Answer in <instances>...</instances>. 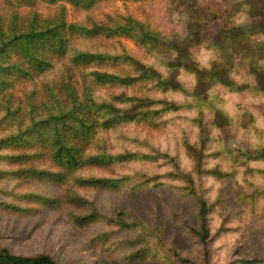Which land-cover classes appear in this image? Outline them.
<instances>
[{
	"label": "trees",
	"instance_id": "1",
	"mask_svg": "<svg viewBox=\"0 0 264 264\" xmlns=\"http://www.w3.org/2000/svg\"><path fill=\"white\" fill-rule=\"evenodd\" d=\"M103 1L41 0L54 7L47 16L14 9L0 16V225L21 224L26 214L23 229H31L30 217L66 212L76 228L93 229L82 244L99 249L105 263L119 251L151 264H264L257 221L264 216V114L244 109L253 59L231 47L250 37L264 49V0L234 18L231 9L245 0H180L169 13L190 33L172 29L167 38L150 14L96 22L89 14ZM69 8L83 19L70 21ZM215 22L227 28L223 36L192 32ZM183 40L195 42L185 58L177 48ZM181 66L202 72L220 99L210 105V121L180 108L209 105L191 76L169 72ZM252 78L264 94V68ZM224 101L237 111L227 113ZM207 179L216 184L207 187ZM225 189L246 204L245 217L229 220ZM97 192L115 193L126 206ZM149 226L160 232H141ZM256 231L262 235L254 247ZM0 264L60 263L0 245Z\"/></svg>",
	"mask_w": 264,
	"mask_h": 264
},
{
	"label": "rangeland",
	"instance_id": "2",
	"mask_svg": "<svg viewBox=\"0 0 264 264\" xmlns=\"http://www.w3.org/2000/svg\"><path fill=\"white\" fill-rule=\"evenodd\" d=\"M13 8L6 5V0H0V16L8 18L12 10H16L21 14L37 12L42 16L50 14L54 7H50L41 2V0H8ZM180 0H105L98 4L91 12L90 17L96 22H105L109 16L114 14L127 15L130 12L136 14L139 19H146V14L151 15L152 24L161 30L164 38H167L170 31L175 29L181 31L178 34L190 33L186 31L188 27L178 23L177 15L172 16L169 13L170 9L177 6ZM256 0H245L236 3L231 9L228 18H234L236 13L242 10L246 5L252 6ZM70 11V12H69ZM68 15L70 21L82 20L83 16H76L74 11L69 8ZM212 17L210 20H212ZM222 25V23H220ZM227 29V28H226ZM226 29L219 30V25L215 22L214 24L206 27H195L192 32L198 38H204L205 40H211L223 36L226 33ZM126 47L139 54L140 51L134 44L128 40H121ZM195 42L192 40H183L177 43L178 51L186 57V53L183 54V50L192 49ZM231 47L233 51L244 54L249 58L253 59V67L247 69V75L251 78L253 83L250 94H243L242 97L245 99L244 109L245 111H251L253 114H264V94H262L259 88L255 85L253 75L256 74L260 69L264 68V49L259 50L253 45L250 37H238L232 40ZM149 51H154L153 48L149 47ZM194 50V48H193ZM159 64H163L159 61ZM184 67L170 68L169 72L173 75H179L184 78H189L196 84L198 91L200 92L203 99L209 104H201L194 101L184 102L180 104V108L183 110H200L205 118L210 121L213 118L211 106L213 104L220 103V99L216 94L210 93V90L205 82L204 74L202 72H192L185 70ZM257 78L260 79L257 75ZM224 107L227 113L236 112L237 109L232 105L230 101H224ZM260 125H264V120L259 121ZM206 186L216 184L211 180H205ZM54 184H48V187L53 188ZM227 196L222 197L226 202L227 208L233 210V215L229 218L238 220L245 217L248 214V207L241 201L239 204H235L229 195L227 189H225ZM260 191V190H259ZM97 196H103L110 199V202L115 206H126L127 200L123 197L116 195L115 193H104L97 192ZM242 199H244L242 197ZM262 201V200H259ZM225 206V207H226ZM63 211V210H61ZM48 214H42L38 216L30 217L33 222L37 225L31 229H23L25 226H30L28 223V217L23 214L22 223L19 221H13L11 223L5 222L0 225V245L7 247L17 254L26 256H35L41 253H49L55 257L60 264H151V260L146 257L136 261H127L123 259L124 252L117 253L116 259L105 263L102 258L105 256H98L97 252H101L95 247L92 249H86L83 246V241L87 244L89 236L93 233V229H78L71 223V220L66 215V212L58 214L45 220ZM261 224H264V216H260L257 220ZM184 223V222H183ZM146 235H155L160 232V229L154 226L145 227L141 230ZM262 235L260 231H256L255 236L256 243L259 242V238Z\"/></svg>",
	"mask_w": 264,
	"mask_h": 264
}]
</instances>
